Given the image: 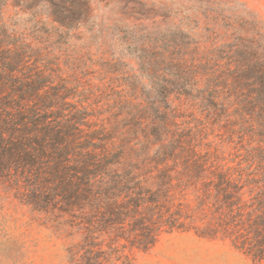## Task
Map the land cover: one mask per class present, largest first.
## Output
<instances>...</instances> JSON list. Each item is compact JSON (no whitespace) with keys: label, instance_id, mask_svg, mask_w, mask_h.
<instances>
[{"label":"trees","instance_id":"16d2710c","mask_svg":"<svg viewBox=\"0 0 264 264\" xmlns=\"http://www.w3.org/2000/svg\"><path fill=\"white\" fill-rule=\"evenodd\" d=\"M76 1H29L28 10H50L45 40L69 43L90 12L88 0ZM5 5L0 0V185L80 231V260L70 264H134L129 251L145 253L172 233L228 242L264 263L263 34L235 47L227 76L215 80L180 49L149 50L133 39L125 52L139 71L123 77L124 113L111 123L96 117L77 82L53 73L36 37L47 26L38 20L32 36L18 32ZM183 103L212 120L241 110L242 135L252 141L244 171L200 146L203 127L179 115Z\"/></svg>","mask_w":264,"mask_h":264},{"label":"rangeland","instance_id":"374dc122","mask_svg":"<svg viewBox=\"0 0 264 264\" xmlns=\"http://www.w3.org/2000/svg\"><path fill=\"white\" fill-rule=\"evenodd\" d=\"M29 1L6 0L3 13L16 31L32 36L42 25L37 26L38 20L48 29L52 20L47 6L28 10L33 4ZM65 1L77 4L76 0ZM88 2L90 12L71 31L67 45L56 36L45 40L50 29L40 28L36 37L50 54L53 73L77 82L89 95L96 117L111 123L124 113L119 110L127 94L121 88L123 77L139 71L137 61L125 52L133 39H140L149 50L162 48L177 55L180 49L188 62L205 69L215 80L227 76L228 57L235 47L264 35V0ZM229 97L238 101L231 94ZM181 108L180 116L203 127L200 146L218 164L236 173L247 168L252 141L242 135L245 129L240 109L212 120L189 103ZM80 241V231L35 212L0 185V264H70L80 260ZM128 256L134 264H258L228 242L202 239L193 233L163 235L147 252L134 249Z\"/></svg>","mask_w":264,"mask_h":264}]
</instances>
